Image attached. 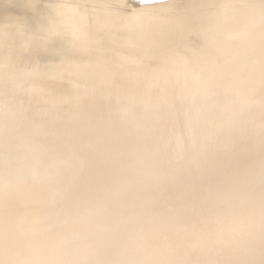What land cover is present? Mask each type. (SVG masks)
I'll return each instance as SVG.
<instances>
[{
	"label": "bare ground",
	"instance_id": "obj_1",
	"mask_svg": "<svg viewBox=\"0 0 264 264\" xmlns=\"http://www.w3.org/2000/svg\"><path fill=\"white\" fill-rule=\"evenodd\" d=\"M61 1L0 0V41L6 40L3 41L4 43L0 42V55L3 54L9 59L8 64L3 63L6 65L0 66V149L2 150L17 137L43 138L48 134L55 137L48 130L53 127L57 129L58 125L63 126L59 119L64 116L60 114V111H65L70 105V103L67 105L68 101L66 104L68 107L65 105L63 107L61 102L73 98L79 90L83 91L82 95L78 94V96L83 99L84 104L86 103L82 110L90 108V102H94L97 98L101 99V96H107L110 92L118 91L122 99L126 98L125 96L133 92L134 88H142L141 90L147 88L142 91V95H145L137 103L139 108L153 107L155 102L161 99L159 94L161 91L155 92L158 88L162 90L172 87L181 92L187 88L202 87L205 96L210 93H222L221 96L217 95L220 99L214 101L213 107L221 106L225 109L230 105H238L235 96H241L246 90L256 88L264 90V76L260 79L256 76L258 68L264 63V0ZM165 1L168 3H164ZM5 59L0 60L2 62ZM189 99L192 102V97ZM73 100L76 99L73 98ZM102 101L105 100L99 103L103 104ZM106 101L110 102L107 99ZM185 102L187 103V100ZM185 102L183 107L186 105ZM47 105H50L55 112H60H58L59 115L54 113L53 116L47 117L51 119V122H55L54 125L45 127L43 123L35 124L37 120L41 122L40 116L43 117L49 112ZM177 106L181 107L182 104ZM261 108H264V99L259 109ZM80 109L76 111L79 112ZM256 112L246 111L245 113L250 117L245 122L255 119L258 124H263L264 114H259L257 118ZM94 113L85 114L84 121L90 122V125H96L101 116ZM180 118L176 117L178 121ZM116 119L110 123H114V126L117 123L125 126L123 125L125 121L122 123L117 119L119 122L116 123ZM182 119L183 117L180 119L181 122ZM26 120L28 126L25 127ZM76 120L82 123L78 116L74 117L75 122ZM126 120L129 124L128 120L131 119L126 117ZM185 120L187 119H183ZM103 121L105 122V119ZM171 122L170 124L175 121ZM181 122L179 121L180 124ZM222 122L225 120L222 119ZM103 123L105 128L107 125ZM239 124L240 122L236 125L239 127ZM247 124V130L242 131V134H240L242 126L239 127L240 130L237 129L242 136L239 134V138L232 136V139L225 141L228 142L226 145L219 139L226 133L219 134L220 137L218 136V139L216 137V140L212 142V148L222 144L230 147L238 143L239 148L235 151L233 159L238 154H242L240 141L243 137L254 134L260 136L261 133L260 137L263 138L262 134H264L258 133L255 128L253 130L252 124L250 125L252 131H249ZM117 125L116 129L119 127V124ZM94 127L96 126L90 129L93 130ZM231 127L234 128L230 126L227 129H231L232 134L238 127L234 129ZM39 128L41 132L38 131ZM112 128L115 127L111 125L110 129ZM175 130H172V134L176 132ZM178 130L181 132L180 126ZM178 130L175 137L179 133ZM235 135L237 136V133ZM198 138L196 140H200ZM214 142L215 146H213ZM40 143L45 144V142ZM195 143L197 146L200 145L197 144L200 141ZM203 146L204 144L202 148ZM202 148H200L201 154L206 156L203 151L205 149ZM128 152L129 149L125 148L119 156L115 157V160L111 158V164L119 162ZM263 156L249 163L242 171L234 166L236 162L238 163V159H234V163L227 166L231 168L225 172L235 174L236 177L231 181L221 177L220 181L212 186L207 180L220 176L221 171L212 172L210 165L214 164H204V161L199 160L201 156L197 160L199 164L204 165L196 171L192 169L187 171L180 177L181 182H177L175 177L168 190H162L159 186L164 184L167 178L169 181V174L172 173L170 169L165 170L158 177L161 181L159 185L148 186L141 193L135 194L127 189L116 188L115 184L118 180H108L105 184L101 181L98 184L99 181L85 176L79 180L80 185L75 190L97 188L96 192L91 193L93 196H90L89 202L76 203L65 197L72 187L69 181L68 183L63 181L60 183V188L53 187L54 194L48 196L50 199L47 200L46 206L44 205L48 207L56 203L63 206V209L56 214L46 213L49 212L48 209L44 212L45 207L43 211H25L28 206L33 205L29 203L31 200L25 198L22 204H17L13 198L20 190L27 194V182L21 181L23 184L15 183V185L13 183L11 193L8 194L3 192L2 187L10 183L11 176L19 171L14 168V170L6 171L7 173H1L0 232L3 236L0 237V264H111L112 260L118 261L116 254L120 250L126 252V256H121V252L119 253L123 260H126L122 264H138L142 259L143 261L145 259L147 264H158L162 261L161 256L169 260L177 256L179 237L183 234L201 233L205 227L204 221H208L215 211H223L221 217H229L232 220L240 219L238 216H245L249 214V211L257 212L254 222H264V201L260 204L256 200L250 202L242 195V189L252 182L247 176L248 171L257 170L258 172L264 168L261 160ZM138 159L141 161L146 157L139 155ZM79 161V165L83 166L85 158L82 157ZM61 163L64 162L56 160L54 165L47 169L45 168L48 165H43L42 172L36 178L27 180L33 185H38L36 188L40 192L35 196L36 201L45 200L47 195L43 191V186L47 182L45 177ZM66 163L72 166L75 162ZM184 165L187 164L184 163ZM78 168L71 171L69 175L71 181L74 174L79 173ZM254 174L256 175V172ZM123 180V176L119 177V181ZM196 183H201L199 184L201 186ZM186 184L190 186V189L187 198H183L179 187ZM261 184H264V180ZM225 190H228L227 194ZM253 191L256 192V189ZM201 196L205 199L200 200ZM153 198L157 201H152ZM163 201L170 202V206L166 207ZM116 204L117 206H114ZM156 204L160 205L159 210ZM257 207L263 208L262 211H259ZM157 211L163 212L166 220L159 224L154 234L157 224L155 225L153 220ZM136 212H143L144 216L131 224V217ZM171 214L193 217L195 222L183 233L177 222L174 223L168 219ZM18 216L22 220L19 221ZM226 233L230 235L229 239L233 240L238 231ZM257 235L259 239H253L252 243H249L253 251L251 256H246L245 253L243 254L245 257L241 254L238 255V257L242 256L239 259L221 263L264 264V231L251 233V238ZM231 243H227V247ZM210 245L212 253L221 252L226 257L235 255L231 250L234 246H230L229 249L224 248L226 245L218 241ZM186 252L187 255L180 256L183 257V261L185 260L183 264L190 263L186 257H191L192 250ZM209 263L212 264V261Z\"/></svg>",
	"mask_w": 264,
	"mask_h": 264
},
{
	"label": "rangeland",
	"instance_id": "obj_2",
	"mask_svg": "<svg viewBox=\"0 0 264 264\" xmlns=\"http://www.w3.org/2000/svg\"><path fill=\"white\" fill-rule=\"evenodd\" d=\"M57 1L62 2L61 0H57ZM167 1L176 2L175 0H167ZM167 1H165L164 3H166ZM148 5H151V4H148ZM3 41H6V40L2 39L0 42L4 43ZM4 58L6 59L3 60L2 62L0 60L1 67H3V65L8 64L9 59H7L6 56L1 54L0 59H4ZM3 63H6V64H3ZM263 64H261L260 66L261 68L260 67L258 68V72L256 74V76L259 79L263 78L264 76ZM141 89L142 88H138V89L134 88L133 92L128 93V95L125 96L126 98H123V99L118 95L119 94L118 91L110 92L109 95L107 94V96L106 95L101 96V99L100 98L95 99L96 100V101L94 100L95 103L90 102L91 104L89 106H91L92 108L87 107V109H84V110L82 109L84 108V105L86 103L84 104L83 99L78 96V94L82 95L83 90L81 91L79 90L75 94L76 96H74L73 98L76 100H73V98H68L69 100L68 99L63 100L64 104L63 102H61L63 107L64 105L66 107L70 103L69 107L67 106L69 111L67 108L66 109L63 108L65 109V111L62 109L63 111H60L61 113L59 111L55 112L54 109L50 107V105H47V108H48L47 111L49 112H47V114L43 117L40 116L39 118H41V122L37 120L35 124L39 125L43 123V126L45 127L47 126L49 127L52 124L54 125L55 122H51V119H47V117L53 116L54 113L55 115H59L60 113L61 115L64 116L62 119L61 118L59 119L63 126L58 125V127H61V128L57 127V129H54L53 127L52 129L54 130L52 129L48 130V132L51 131L50 132L52 133L51 135L55 137H52L49 134L43 138L34 137L35 139L34 138L29 139V138H26L25 136L17 137L11 142H9L8 146L6 145L7 146L6 148H3V150L0 149V176H1V173L14 170V168L16 171H19L17 174H14L13 176H11L12 179L10 177L11 179L10 183H7L5 184V186L2 187L3 192L10 194L13 183L15 185V183L23 184L21 181L27 182L28 189H30V191L27 189L28 192L26 191L27 194H25L24 191L20 190L17 196H15L13 199L17 204H22V201L24 202L25 198L31 200L29 203L33 205L28 206L25 211L34 210L36 212V211H43L44 207L46 206L47 200L50 199L48 198V196L50 197V194L51 196L52 194H54L52 192L54 191L53 187L60 188L61 187L60 183L63 181H67V183L69 181L72 187V190L67 191V195H65V197L67 196L73 201H76V203L82 202V201L89 202L90 201L89 198H91L90 196H93V194L91 193L96 192L97 188L89 187L84 190H77V189L75 190V188H78V186L80 185L79 180H81V178L83 177L85 178V176H87V178L92 177L95 180L99 181L98 184L101 183V181L103 182V184H105L108 180L109 181L118 180V182H116L115 184L116 188H118L119 190L127 189L131 191L133 194H135V193H141L148 186L159 185L161 181H159L158 177H160L161 174H163V172L167 169H170L172 173L169 174V181L167 178L166 182L159 186L160 189L162 190H168L170 187L169 186L170 183H172L175 177L177 178L176 180L177 182H181L180 179L182 178L180 177H182L190 169H192L193 171H196L200 168V166H203L204 164H207V163L210 165V163H212V165L213 164L215 165V166L210 165L211 170L213 169L212 172L221 171L220 176L218 175L217 177H211L209 180H207V182L208 181L211 182V186H212L217 181H220L221 177H225L227 178V180H230V181L236 177L235 174H230L229 172H225L231 168V167L228 168L227 166L231 164L232 162L234 163V159H238V163L236 162L235 163L236 165L234 166L236 168L238 167L242 171L249 165V163H252V161H254L257 158L259 159L260 156L264 155V134H262L263 138L260 137L261 136L260 132L264 133V123L258 124V121L255 119H249L250 122L246 121L248 124L245 122V120H248L247 118L250 117V115H247L245 113L246 111H251V110L252 112L257 111L256 112L257 116L255 115V117L257 118L259 114L260 115L264 114V108L259 109L262 103V100L264 99V90H262V88H256L254 90H246L241 94V96L240 95L235 96V99L237 98L236 101L238 105L236 106L232 105L233 108L230 105V107L226 109L221 106L213 107L214 101L216 102V99L217 100L220 99V96L222 93L220 94L210 93L207 95L208 96L207 98V96L204 95V90H203L204 88L202 87L201 88L193 87L190 89L187 88V90L183 89L181 90L182 93L179 92L178 89L172 88V87L164 88L162 89L163 91L160 88H158L157 91L155 92L159 93L161 91V93L159 94L162 100L161 99L157 100L153 107L139 108L137 103L139 99H141V97L145 95V94L142 95L143 94L142 91H144L147 88H143V90ZM162 93L165 95V97ZM217 95H220L219 98L217 97ZM198 96L200 99L198 98ZM204 96H205V99H204ZM104 97L110 102L106 101ZM114 97H115V101H114ZM187 97L188 98L192 97L193 103L191 102V99L188 100ZM80 99L82 100V102H80L81 101ZM177 99L179 101L180 100H184V101L179 102L177 101ZM101 100H105V101H102L103 104L99 103L101 102ZM185 100H187V103L185 102ZM175 101L177 102V104H182V106L181 107H179L180 105L177 106ZM184 102L186 104L184 106L185 109L183 107ZM111 103H113V105H111ZM107 104L109 106H107ZM187 104L189 105L192 104L190 105L191 106L190 110L188 108L189 105L187 107ZM78 106H80L81 109L78 108ZM135 106H137V108ZM76 108L80 109L81 113H80V110L79 112L76 111L77 110ZM175 108L177 109L174 110ZM59 109L61 108L59 107ZM90 109H92V111ZM96 109H99V111L98 110L96 111ZM88 111L89 113H92V114L95 112L94 114L101 116L100 118H98L100 122L98 120V123H96V125L91 124L92 126L89 124L90 122L88 121L85 122L84 121V118L86 117L85 114L89 115ZM74 112L78 113L77 116L82 123H79V120H76V122L74 121V117H77L76 113ZM172 113L174 114L173 116H172ZM118 116L120 118H118ZM126 117H128V119L129 118L131 119V120H128L129 124L126 123L127 122ZM164 117H165V120H164ZM176 117L178 118L183 117V119H187V120L183 121L182 119V122H181L180 120L181 118H180L179 119V121L181 122L180 124L178 119H176ZM116 118L120 120V122L122 123L125 121L123 123V125L125 124V126H122L121 123H117L118 120ZM104 119H105V122L103 121ZM115 119H116V123L119 124V127L117 129L116 127L118 125L116 123L115 124L117 126L116 125L114 126V123L112 124L110 123L111 121L114 122ZM222 119H224L225 122H222ZM171 120L180 124L179 126H180L181 132H179L178 130V127H179L177 126L178 124L176 123L177 124L176 125L175 122L173 121L172 123ZM72 122H74L73 124L74 126L72 125ZM103 122L106 123L107 125L105 126V128H103L104 127L102 125ZM139 122H142V123L139 124ZM170 122L172 124H170ZM187 122L189 123L187 124ZM239 122H240L239 127L240 126L244 127L243 129L242 127H240L241 130L239 129L238 125H236ZM243 122L244 124L242 125ZM245 123L249 126L248 127L249 131L250 130L252 131V129H250V125L252 124L251 127L253 128V130L256 129L257 132L260 133V136H258L259 134H257V136H255L254 134L253 136L243 137L240 141V147L242 149V154H238L237 157L233 159L235 155V151H237L239 148L237 145L238 143L237 144L235 143L236 145L233 144L229 147V146H224L228 143L225 141L232 139L231 138L232 136L233 138L234 137L239 138V136H242L240 134H242L245 130H247ZM99 125L101 127H99ZM111 125H113V127L115 128L110 129ZM24 126L25 127L28 126L27 120ZM93 126H96V127H94L95 129L91 130ZM230 126H234V128L236 126L238 127L236 128V130L233 127H231L235 131V132L233 131V133L235 134L237 133V136L235 134L232 135L233 133L231 134L232 132L231 129H227V128H230ZM171 129L172 130L174 129L176 132L178 130L179 133L178 135H176L177 137L174 136L176 132L172 134L173 131ZM237 129L241 131L240 134L237 132ZM58 130H61V131H58ZM38 131L41 132V129L39 128ZM223 133L224 134L226 133L224 137L221 136V138H219L220 137L219 134L223 135ZM226 135H227V139H226ZM198 136L200 138H198ZM195 137L196 139L198 138L200 140H196ZM216 137L217 139L219 138L221 141L222 140L224 141L222 142L224 145L223 144L220 145L223 148H221L220 146L218 147V145H216L215 142L213 146L215 145L216 146L212 148V142L216 140ZM192 140L194 141V143ZM197 141H200V143H197V144H200L198 146L195 143ZM40 142H45V144L40 143ZM41 144H44V145H41ZM202 144H204L205 147L203 146L202 148ZM259 144L261 146H259ZM125 148L129 149L128 154L124 156L122 159H120L119 162L116 161V164L114 163L111 164L110 162L111 158L115 160V157L119 156L120 153L123 152ZM200 148L206 150V151L203 150L206 153V156H203L201 154L202 150ZM198 150H200V152ZM139 155H144L146 159H141L140 161L138 159ZM82 157L85 158V163L83 166L79 165L80 163L79 159ZM202 157H204V159H202ZM216 157H217V160H216ZM40 158L42 159L41 161H40ZM197 159L204 161L205 163L201 165L198 163L199 160ZM56 160L60 162H64V163H61V165H59L57 168H55L51 173H49L45 177L47 178L46 180L47 182L43 186V191H45L47 195H45V200L36 201L35 196L37 193L40 192L38 188H36L38 187V185H35V184L33 185L27 180H30L31 178H36L37 175L40 172H42L43 165L45 166L48 165L45 168L47 169L50 166H53ZM261 160L263 161L262 163H264V156L263 158H261ZM66 162H71V163L75 162V163H73L74 165L71 166L70 164H67ZM184 163L187 165H184ZM76 167H79L78 168L79 173L74 174L75 176L73 177L71 181L69 179V175L71 171L74 170V168L76 169ZM135 172L136 174H134ZM255 172H256V175L254 174ZM255 172L254 170L248 171L249 174L247 176L251 178L249 180H251L252 182L246 185V187L242 189V192H243L242 195L245 198H247L248 201L254 202L253 200H256V202L260 204L261 201H264V184L263 185L261 184V182H263L264 180V168H261L258 172L257 170H255ZM122 176L124 177V180L119 181V177H122ZM37 184H40V183H37ZM199 184L201 183H196V185L201 186ZM179 189H181L183 193L182 197L187 198L190 186L188 184L182 185L179 187ZM254 189H256V192L253 191ZM50 191L52 193H50ZM225 191L227 194L228 190H225ZM204 196H201L200 200L205 199ZM138 201H143V200H138ZM152 201L155 202L157 200L153 198ZM169 203H167V201H163V204H166V207H168V205L170 206ZM114 206H117V204ZM155 206H157V209L160 207V205L158 204H156ZM50 207L52 209H50ZM258 207L257 209L259 211H262L263 208L260 209ZM47 209L49 210V212L47 211ZM61 209H63V206L56 205V203H54V206L52 204L51 206L45 207L44 212L47 211L46 213L56 214L59 211H61ZM222 212L215 211V213L212 214V216L210 217L208 221L206 222L204 221L203 226L205 227H203L201 233L198 232L192 235L183 234L181 237H179L178 239L179 240L178 242V252L179 253L177 254V256L171 257L170 260L166 259V257L161 256L160 259L162 261L158 264H183L185 260L183 261L182 260L183 257H180V256L187 255L188 253L186 251H190V249L192 250L191 257L190 258L186 257V260H190L189 261L190 263H186V264H210L209 263L210 261H212V264H222L221 262H226V261L228 262L231 260L234 261L236 259H239L242 256L238 257V255H241V254L243 255L246 253V256H251L253 251L249 243H252L253 239H259V235H257L255 238H251V233L264 231V222L263 221L259 223L254 222L257 216L255 213L257 212L249 211V214L245 216L240 215L238 216L240 219H235V220H232L229 217H221ZM143 214H144L143 212L134 213L132 215L133 217H131V220H130L132 223L131 222L130 223L133 224V223H136L135 221L141 220L142 217L144 216ZM154 215L155 216H154L153 222L155 223V225L157 224L156 227L154 228L155 229L154 234H156L160 226L159 224L163 222L166 216L164 215L163 212H160V211H157ZM169 217L168 219H171L170 221H174V223L175 222L178 223V226L180 227V230L183 231V233H185L186 228L187 229L190 228L192 223L195 222L193 217H187L181 214H173V215L171 214ZM17 219L19 221L22 220L20 216H18ZM256 228H259V229H256ZM227 231H230V233L238 231V234L236 238H234L233 240H230L229 239L230 235L226 233ZM2 236L3 234L2 232H0V237ZM206 236L208 238H206ZM216 241H218L219 243H224L226 245L224 246V248L228 246L227 243L232 242L230 246H234L231 250L234 251L233 253L235 255L233 257H226L225 254L223 255L221 252L212 253L210 249V246H211L210 243H213ZM229 247L227 248L229 249ZM198 250L199 252H197ZM120 252H121V256H126V252L124 250H120L116 254L117 255L116 258L118 261L114 262V260H112L111 264H122L126 261V260H123V258L119 255ZM127 253H128V250H127ZM138 264H147V263L145 262V259L144 261L142 259L141 262H138Z\"/></svg>",
	"mask_w": 264,
	"mask_h": 264
},
{
	"label": "water",
	"instance_id": "obj_3",
	"mask_svg": "<svg viewBox=\"0 0 264 264\" xmlns=\"http://www.w3.org/2000/svg\"><path fill=\"white\" fill-rule=\"evenodd\" d=\"M154 1H157V0H154Z\"/></svg>",
	"mask_w": 264,
	"mask_h": 264
}]
</instances>
